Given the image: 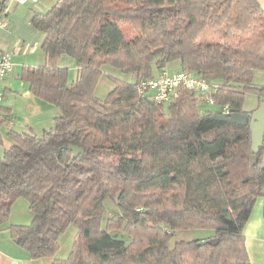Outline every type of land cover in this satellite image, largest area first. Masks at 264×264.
Listing matches in <instances>:
<instances>
[{"label":"trees","instance_id":"1","mask_svg":"<svg viewBox=\"0 0 264 264\" xmlns=\"http://www.w3.org/2000/svg\"><path fill=\"white\" fill-rule=\"evenodd\" d=\"M31 22L45 61L20 78L60 112L40 135L10 131L0 230L40 258L54 256L75 226L68 255L51 264H252L243 229L264 197V143L253 162L249 126L209 116L225 106L251 113L264 100V82H254L264 70L260 2L57 0ZM64 53L78 65L72 81L58 64ZM174 62L213 85L214 104L184 85L165 103L140 95L143 79ZM101 77L113 82L105 97L96 94ZM248 92L257 107L246 109ZM20 197L32 219L8 223ZM195 228L211 234L170 246L176 231Z\"/></svg>","mask_w":264,"mask_h":264},{"label":"crops","instance_id":"2","mask_svg":"<svg viewBox=\"0 0 264 264\" xmlns=\"http://www.w3.org/2000/svg\"><path fill=\"white\" fill-rule=\"evenodd\" d=\"M56 1L36 0L20 3L17 0H0V9L4 11V19L7 22L5 26L0 27V48L13 51V69L2 80L5 98L0 103V153L13 144L9 134L11 130L31 129L40 135L50 125L54 126L55 117L60 112L56 105L35 96L30 89L29 82L20 78L24 67L41 65L45 61L44 52L40 47L42 33L32 24L31 16L34 11L47 12ZM258 1L264 7V0ZM174 63H176V68L171 67L173 71L179 66V62ZM58 64L68 69L70 81L77 77L78 65L71 55L62 54ZM72 70L75 72L74 77L71 76ZM256 98L257 103L252 106L245 105L246 109L257 107L259 99L258 96ZM23 199L16 209L12 207L8 223L27 224L31 221L32 213L29 203L25 198ZM17 200L14 204L18 202ZM25 206L29 208L26 214L24 213ZM243 232L252 264H264L263 196L257 198ZM55 258L59 257L56 254L40 258L32 257L26 249L13 240L8 229L0 230V264H51Z\"/></svg>","mask_w":264,"mask_h":264},{"label":"built area","instance_id":"3","mask_svg":"<svg viewBox=\"0 0 264 264\" xmlns=\"http://www.w3.org/2000/svg\"><path fill=\"white\" fill-rule=\"evenodd\" d=\"M17 1L20 3H29L36 0ZM4 18L5 16L2 15V11H0V27L5 26L7 23ZM12 55L13 51L2 50L0 48V103L5 98L2 80L13 69ZM182 85L193 88L198 93L205 95L207 103H215L214 98L210 95L213 85L198 74L189 70L170 71L168 69H163L156 76L143 79L139 83L138 89L141 96H146L158 103H165L169 102L177 95L178 88ZM228 110L227 106H225L222 112H227Z\"/></svg>","mask_w":264,"mask_h":264},{"label":"rangeland","instance_id":"4","mask_svg":"<svg viewBox=\"0 0 264 264\" xmlns=\"http://www.w3.org/2000/svg\"><path fill=\"white\" fill-rule=\"evenodd\" d=\"M176 63H170V67L168 69H171V67H175ZM156 67L154 66L153 71H156ZM106 70H108L109 72L115 73L116 75L128 80V81H132L134 79L133 75L131 73H121L118 69L113 68L111 66H106ZM75 72L72 70V74L71 76H75L74 75ZM157 74V72H156ZM72 77V78H73ZM254 82L255 83H263L264 82V70L263 69H255L254 70ZM113 87V82L105 77H101V79L99 80L97 87H96V94L100 97H105L109 91L111 90V88ZM257 95L254 92H248L246 94V99H245V105L246 106H252L254 104L257 103ZM207 106L212 107L211 105L205 103L202 105V109L206 108ZM52 127V125L49 126V128ZM27 131L33 132L31 129H27ZM34 133V132H33ZM23 199V198H22ZM22 199H18L14 206L13 209H16L22 201ZM23 201H25L23 199ZM22 205V204H21ZM24 207V206H23ZM21 210H22V206H21ZM29 208H27L25 206V214L28 213ZM76 227L75 226H69L68 229L64 232V234H62V236L60 237V248L59 250L56 252V256L59 258H64L68 255L69 251L72 248V244H73V237L76 234ZM211 234V231L208 229H204V228H195V229H181L176 231L171 239H170V246H173L175 244V242L179 239H192V238H198V237H205L207 235Z\"/></svg>","mask_w":264,"mask_h":264},{"label":"water","instance_id":"5","mask_svg":"<svg viewBox=\"0 0 264 264\" xmlns=\"http://www.w3.org/2000/svg\"><path fill=\"white\" fill-rule=\"evenodd\" d=\"M209 118L237 123L240 125H248L251 132V148L253 162L257 160V154L260 147L264 143V100L251 113L234 111L232 109L227 112L214 113ZM71 149L75 154H79L84 149L77 145H71ZM210 242L217 243L218 238L209 239Z\"/></svg>","mask_w":264,"mask_h":264}]
</instances>
